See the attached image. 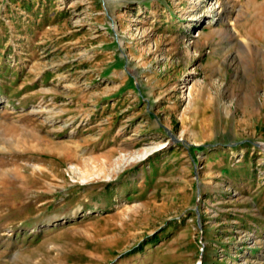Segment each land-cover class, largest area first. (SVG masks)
I'll return each instance as SVG.
<instances>
[{"label":"rangeland","instance_id":"374dc122","mask_svg":"<svg viewBox=\"0 0 264 264\" xmlns=\"http://www.w3.org/2000/svg\"><path fill=\"white\" fill-rule=\"evenodd\" d=\"M0 264H264V0H0Z\"/></svg>","mask_w":264,"mask_h":264},{"label":"bare ground","instance_id":"6f19581e","mask_svg":"<svg viewBox=\"0 0 264 264\" xmlns=\"http://www.w3.org/2000/svg\"><path fill=\"white\" fill-rule=\"evenodd\" d=\"M221 9V8H220Z\"/></svg>","mask_w":264,"mask_h":264}]
</instances>
